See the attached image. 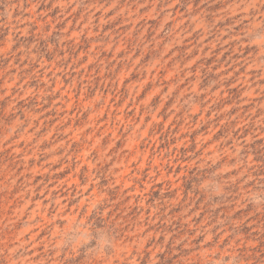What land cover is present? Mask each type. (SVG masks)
<instances>
[{"label":"rangeland","instance_id":"1","mask_svg":"<svg viewBox=\"0 0 264 264\" xmlns=\"http://www.w3.org/2000/svg\"><path fill=\"white\" fill-rule=\"evenodd\" d=\"M0 264H264V0H0Z\"/></svg>","mask_w":264,"mask_h":264}]
</instances>
